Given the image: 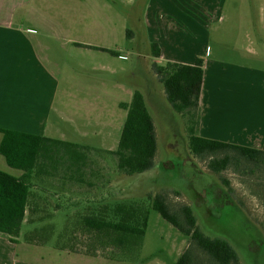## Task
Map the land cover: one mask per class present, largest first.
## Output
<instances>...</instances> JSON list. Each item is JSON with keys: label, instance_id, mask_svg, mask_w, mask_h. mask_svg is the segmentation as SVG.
Instances as JSON below:
<instances>
[{"label": "crops", "instance_id": "0c3cea01", "mask_svg": "<svg viewBox=\"0 0 264 264\" xmlns=\"http://www.w3.org/2000/svg\"><path fill=\"white\" fill-rule=\"evenodd\" d=\"M51 1L0 0V129L63 141L75 137L109 141L114 134L118 139L126 117L111 113L109 108L121 109V104L131 102L134 92L130 86H120L121 92L114 96L110 93L105 77L115 69L102 55L110 53L102 49L122 57L121 51L107 44L117 47L123 38L128 39V15L123 13L127 1L132 6L141 5L138 27L155 63L194 65L197 58L205 59L199 135L263 148L264 69L213 57L209 44L212 27L224 20L228 0H72L63 5ZM260 28L264 36V18ZM135 38L133 33L130 41ZM61 39L68 49L72 46L104 61L99 68L89 70L103 75L90 78L94 80L91 87L99 91L94 93L90 88L82 100L83 110L72 104L70 107L65 102L70 93L61 91L55 59L47 44L48 40ZM153 45L160 49L159 58L153 56ZM67 71H71L70 66ZM2 139L0 132V145ZM118 143L115 148L84 145L115 151ZM0 170L16 177L24 174L21 170L11 171L1 153ZM49 181H34V199L40 207L27 210L18 242L0 234V264H133L132 260L95 257L77 253L72 247L62 248L50 239L45 241V227L39 223L43 219L38 214L46 211L44 205L54 203L53 198L60 197L59 193H51L54 184ZM100 201L97 198L96 202ZM47 228L48 236L59 234ZM61 253L71 259L61 263Z\"/></svg>", "mask_w": 264, "mask_h": 264}, {"label": "rangeland", "instance_id": "374dc122", "mask_svg": "<svg viewBox=\"0 0 264 264\" xmlns=\"http://www.w3.org/2000/svg\"><path fill=\"white\" fill-rule=\"evenodd\" d=\"M71 1L52 0L51 4L63 5ZM124 3L123 13L128 15L127 28L136 34V38L134 42L123 38L117 47L116 44H107L115 46V50L121 51L123 55L119 58L118 55L102 54L110 61L111 68L115 69L113 73H107L105 79L113 96L121 92L120 86H130L134 93L138 91L145 96L157 134L155 167L142 174L126 176L118 171L115 156L92 152L89 154L85 180L99 185L98 188L72 182L61 189L58 186L62 182L59 177L64 173H59V177L49 183L54 184L50 188L51 193H59L60 197L54 196V203L45 212L38 214L43 219L40 225L59 234L51 237L46 230L44 238H50L53 244L62 248L71 250L72 247L77 253L86 254L89 249L88 254H95L98 247L103 245L101 242L108 244L110 239L103 236L99 240L96 234L85 231L79 225L78 215L88 207L87 201L93 202L97 198L109 204L121 200L147 201L149 195L163 194L173 212H179L185 206L192 207L201 231L208 237L227 240L237 252L240 264H264V158L261 162L253 163L232 154L236 158L230 167L221 174H215L209 168L212 157H199L189 150L187 120L167 101L163 83L155 77V61L150 46L145 43L143 31L138 27L137 15L141 5L137 3L132 6L134 4H127V1ZM263 12L264 0H228L224 20L211 29L209 44L213 57L264 69V36L260 28ZM48 41L50 54L57 66L61 91L70 93V96L66 94L65 102L70 107L72 104L83 110L82 100L90 88L94 93L99 91L91 87L94 80L92 78L90 81V78L103 75L89 70L99 68L103 59L90 57L83 50L72 46L68 49L62 39L61 42ZM69 66L71 71H67ZM109 110L111 113H123L124 118L127 114L122 108ZM120 136L119 133L117 139L114 134L109 141L82 137L69 138L67 141L115 148ZM11 171L14 172V169L11 168ZM58 203L60 209H57ZM190 243L189 237L151 209L141 252L132 262L176 264ZM97 253L95 257L110 258L115 254L111 250H100ZM60 255L61 263L71 259V256L64 253ZM195 255L196 264H214L201 251H196Z\"/></svg>", "mask_w": 264, "mask_h": 264}, {"label": "trees", "instance_id": "16d2710c", "mask_svg": "<svg viewBox=\"0 0 264 264\" xmlns=\"http://www.w3.org/2000/svg\"><path fill=\"white\" fill-rule=\"evenodd\" d=\"M132 36L133 32L128 30V39ZM156 47L153 45V56L159 58L161 52ZM102 50L118 55L115 51ZM204 68L203 57L197 58L194 65L173 62L153 65L154 73L163 83L167 101L187 120L189 150L199 157H212L209 168L215 174H221L230 167L236 158L232 154L253 163L261 162L264 158V146L257 149L199 135ZM121 108L127 111V116L115 151L0 129L3 134L1 155L11 168L24 172L23 176L16 177L0 170V234L7 236L13 243L18 242L27 210L33 208L34 211L40 207L34 199L35 180L56 179L63 172L64 175L59 177L62 181L59 185L61 189L72 182L88 188L99 187L85 180L89 154L92 152L115 156L118 171L126 176L142 174L155 167L157 134L145 96L136 91L131 102L121 104ZM92 175L91 173L90 176ZM87 206L78 215L79 225L85 231L96 234L99 240L103 236L110 239L108 244L101 242L103 245L98 247L96 255L100 250H111L115 254L110 259L129 261L138 257L147 234L150 211L154 209L179 232L190 238V247L176 264H196V251L203 252L214 264H240L237 252L227 240L208 237L201 231L192 207L185 206L179 212H173L163 194L149 195L147 201L121 200L113 204L93 201L88 202ZM43 207L46 210L48 206ZM45 232L46 229L44 234ZM49 239L44 238L45 241ZM88 251L89 249L85 253L88 254ZM95 254L89 252L88 255Z\"/></svg>", "mask_w": 264, "mask_h": 264}]
</instances>
